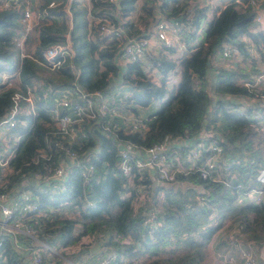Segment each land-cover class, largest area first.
<instances>
[{"label":"trees","instance_id":"1","mask_svg":"<svg viewBox=\"0 0 264 264\" xmlns=\"http://www.w3.org/2000/svg\"><path fill=\"white\" fill-rule=\"evenodd\" d=\"M36 1L42 8L48 0ZM58 1L59 5L56 7L58 10L52 13L54 19L40 20L33 28L31 57L25 56L20 61L19 89L0 86V117L8 110L15 92L24 95L25 86L32 92L36 106L35 114L20 115L25 126L22 128V135L11 160L13 170L17 173L13 172L7 176L6 187L17 184L21 178L20 174L40 170L44 165L53 168L65 161L62 151L54 145L57 129L45 112V108L59 97V90L74 84L88 91L100 90L116 99L120 114L134 112L136 116L133 114L134 118L126 123L121 121V117H115L116 125L110 131L103 128L100 117L83 123L81 129L84 137H76L69 148L78 154L83 152L92 155L94 160L92 178L84 181L79 175L78 168L74 166L70 167L63 180L62 193H44L43 189L37 186L28 187L32 202L38 207H43L46 212L44 216H31L28 221L36 237L47 241L58 240L68 248L80 239H85L86 247L83 248L81 244L80 252L92 256L89 247L96 244L99 252L97 259L104 250L113 251L116 255L113 264H119L122 255L129 252H132L130 255L134 254L138 246L144 245L152 248L153 253L159 252L161 249L157 247L161 246L162 240L170 233L182 234L183 245L189 251L164 259L152 257L145 264H199L206 243L222 222L217 220L201 231L206 221V213L215 210L214 212L221 213L222 217L238 221V223L231 221L232 227L236 228L235 236H239V241L242 238L240 242L244 245L246 241L252 243V248L255 244L258 250L264 243V193L257 203L251 201L236 203L235 199L237 194L245 191L242 185L247 184V180L251 179L250 184L253 183L256 168L264 162V154L262 155L264 147L253 143L254 137L257 139L261 137L259 140L264 138V124L263 131L255 129L254 127H260L261 124L249 113L255 103L264 104V88L246 87L242 82L236 83L232 70L216 66L211 63V59L220 52L223 43L237 47L240 57L248 54L245 52L247 46L240 39L244 35L254 44L260 43L264 48V33L249 31V27L254 23L255 9H264V2L259 4L257 0H226L217 13H211L207 18L205 11L208 6L204 0H138V6L134 5L136 0H118L116 5L104 0H91L92 4L87 8L71 1L69 3L71 25H68V16L61 10L65 0ZM33 2L35 1L32 0L31 3ZM187 6L192 8L189 16L185 9ZM134 7H138L134 22L126 21L121 25L127 37L149 34L155 20L161 16L178 22L177 32L189 51L184 52L177 63L169 56L173 52L172 47L161 44L160 50L146 53L142 61H129L119 65L116 63L115 55L117 41L104 42L88 36L86 13H90L92 17L95 15L94 12H97L96 16L105 14L110 19L118 21L114 11L118 10L120 16H124ZM18 16L17 9L0 10V72L9 71L17 64L18 54L12 39L18 26ZM139 26L141 28H138ZM147 27L149 31L146 33L144 30ZM199 28L202 37L194 48H190L188 44L195 38ZM66 32L74 53L72 66L64 65L58 69H49L38 63L36 60L40 52L53 43L63 42ZM144 60L148 68H155L160 73L158 83L145 78L142 68ZM176 64L179 68V80L175 88L166 89L164 87L166 74ZM210 70L211 75L208 74ZM124 87L132 93L124 91ZM124 92H128L125 98L122 97ZM225 96L228 99L224 98ZM39 98L44 99V105H41L42 100ZM237 98L246 99L247 102L241 103ZM153 100H158V107L144 117H138L135 106L145 107ZM255 110L259 112L261 107L257 106ZM206 118H209L210 122L215 118L219 119L216 129L220 134L218 141L221 147L220 157L223 156L231 169L238 171L240 192H235L232 186L224 187L220 182L202 179L195 170L189 175L179 177L192 179L201 184L203 188L199 187V190L206 194L209 192L206 203H212V207L209 209L199 205L192 198L190 191L176 195L174 190L167 189L160 210L156 212V218L161 223L154 227L146 221L143 222L144 212L150 210V205L139 207L137 211L131 205L130 200L139 189L122 184L124 179L117 166L120 160L117 146L121 142H128L135 146L147 147L175 136L180 137L183 143H192L204 128ZM133 123L136 125L130 132L128 129ZM47 145L52 151L49 158L38 156V161L33 163L36 152L46 153L44 149ZM251 146H255L251 153L242 155L243 151L250 150ZM176 148L183 150L184 146ZM205 155L206 153H202L197 163L203 160ZM217 162H221V159L216 160L215 164ZM148 182L147 178L142 181L144 184ZM125 191L129 193L127 196L124 195ZM154 195H151L152 200ZM61 201H65L63 206L66 209L65 214L47 211ZM234 202L235 209L231 206ZM190 232L199 233V240H194L192 236L188 237L187 234ZM134 241L138 243L135 244ZM239 241L236 245H239ZM9 244L7 237L3 236L0 249L5 255L4 264H22L20 257H17ZM62 252L60 251L57 256V263L49 259L51 262L44 264L64 263L66 258ZM135 260H130L126 264H132Z\"/></svg>","mask_w":264,"mask_h":264},{"label":"built area","instance_id":"2","mask_svg":"<svg viewBox=\"0 0 264 264\" xmlns=\"http://www.w3.org/2000/svg\"><path fill=\"white\" fill-rule=\"evenodd\" d=\"M32 0H0V10L14 8L19 10V16L17 17L18 26L13 33V45L17 50L18 60L16 66L7 71L0 72V86L3 87H16L18 85V71L20 68V61L25 56H30V50H26V40L29 34L33 31L40 20L53 19V11H57L56 7L59 5L58 0H48L46 4L41 8ZM74 0H65L63 10L70 17L69 3ZM87 4L91 3V0H81ZM103 1V0H102ZM108 3L117 4L118 0H104ZM214 0H204L208 6V10L217 13L218 9L213 5ZM89 6V5H87ZM86 6V8H87ZM117 7V6H116ZM118 9V8H116ZM118 11V10H116ZM259 11V12H258ZM260 10L255 9L254 21L259 24ZM118 21L110 19L107 15L101 14L100 16H94L88 25V36L95 38L97 33L98 39L106 41H117V51L115 53L116 63L123 64L129 61H135L145 59L147 49L152 43V40L159 41L163 46L174 47V39L170 33L172 27L174 33H178V22L170 21L161 18L155 20L151 32L144 34L143 36L127 37L122 28V21L117 18ZM177 30L175 31V29ZM63 42L53 43L43 49L40 52L37 62L49 69H58L66 65V67L72 66L73 50L66 32L63 36ZM33 48V45L31 46ZM264 50V49H263ZM223 58H230L239 56V50L237 47L223 43L219 52ZM145 62V60L143 61ZM261 75H256L252 82H243L246 87H253L257 84V87L262 85ZM18 86V87H17ZM26 91L24 95L19 92H15L12 95V100L8 110L0 117V237H7L10 248L16 253L17 257H20L22 264H41L46 259V262L50 261L49 256L65 250L68 248L59 242L60 248L56 251V244L53 240H43L36 237L33 229L28 224L31 216H44L46 214L43 207H38L31 200V192L28 187L37 186V188L43 189L44 193H56L63 191V180L66 178L70 167H77L80 177L87 181V179L93 177L94 173V160L91 156L85 153L78 154L76 151L70 150L69 146L75 142L76 137H84L81 126L84 122L94 120L100 117L102 120V126L109 131L116 125L115 117H121V121L124 117L120 114L118 109L119 103L116 99L109 97L102 93L100 90L88 91L77 85H71L59 90V97L45 108L46 114L52 119L57 134V139L54 141V145L62 151V156L65 158L63 163L57 164L51 168L48 165H44L40 170H32L27 173L20 174V181L14 186L6 187L8 181V175L10 173H17L13 170L11 160L15 155L16 145L22 135V128L25 126V122L20 119L21 114L33 115L35 114V98L28 86H25ZM127 92L122 94V97H126ZM226 99L228 97L225 96ZM243 108V106H241ZM129 113L128 121L130 122L134 118L133 114ZM136 123L132 124V127L128 131H133V127ZM142 126V124H140ZM216 123L210 122L209 118H206L204 128H202L198 134V137L192 143H183L184 141L175 136L168 138L161 143L151 144L150 146H135L128 142H121L118 145L117 153L120 160L117 163L119 172L124 179L123 185L131 188H138L134 197L132 198L131 205L136 209L142 207L140 204L141 195L144 190H148L150 195L149 202L152 204L162 203L164 200V187L170 186L175 180L180 179L179 176H185L188 173L198 171L202 179L208 178L213 182L222 183L225 186L234 187L236 192H240L238 187H241L240 180L235 177L236 169H231L230 165H227L223 156L220 157L221 147L218 144L220 134L216 129ZM259 128V127H256ZM183 145L185 153H179L176 147ZM80 148V146H79ZM42 150V149H38ZM46 153L38 151L35 154L33 163L38 161V156L48 159L49 154L52 153L49 145L44 149ZM193 150V152H191ZM191 152V153H190ZM202 153H206L203 156V160H199ZM174 158V159H173ZM217 162L216 160H220ZM187 163V164H186ZM215 164V165H214ZM228 168V169H227ZM232 173L234 175L232 176ZM149 179L147 184L142 183L143 179ZM151 179H163L158 186L154 185V181ZM239 180V181H238ZM182 181V180H181ZM183 186L187 185V181H182ZM153 185V186H152ZM190 185V184H188ZM177 186V185H176ZM200 188H203L201 185ZM245 189L244 196L251 202L257 203L260 201L264 193V162L260 163L256 168L253 176V183L243 184ZM168 187L167 189H176ZM151 192V193H150ZM240 193V194H241ZM28 194V195H27ZM128 191L124 192L127 196ZM152 194L153 196L152 200ZM162 194L161 199L156 200V195ZM207 198V197H205ZM198 201V199H197ZM199 202V201H198ZM200 203V202H199ZM204 203V202H201ZM65 204V203H64ZM88 204V203H87ZM47 209L48 212H64L66 209L57 206ZM139 205V206H138ZM151 206V205H150ZM135 211V210H134ZM141 211L144 212L143 209ZM158 209H151L148 212H144L143 222L146 221L152 226L160 223L156 217ZM233 233L229 234V243L238 244L239 236H235L236 228H232ZM0 239V243H1ZM128 240V238H126ZM123 242V240H122ZM250 241H246L244 246H239L241 251L239 260L240 264H264V243L259 247L256 253H254ZM1 248V246H0ZM3 250L0 249V264L5 263L3 258ZM5 256V255H4ZM115 254L113 251L104 250L101 257L95 264H113L115 260ZM258 257V259H257ZM119 264H126L128 259L126 255L120 257ZM51 262V261H50Z\"/></svg>","mask_w":264,"mask_h":264},{"label":"rangeland","instance_id":"3","mask_svg":"<svg viewBox=\"0 0 264 264\" xmlns=\"http://www.w3.org/2000/svg\"><path fill=\"white\" fill-rule=\"evenodd\" d=\"M198 1H201V0H198ZM217 1L218 0H214L212 2L213 5ZM74 2L77 3V4H79L80 7H82V6L86 7L87 5L92 4V3L87 4L85 1H81V0H74ZM138 3H139L138 0H136L135 1V5L138 6ZM97 5L100 6V3H98ZM185 9H187V11H188L187 13H188V16H189L190 13L192 12V8L190 6H187V7H185ZM211 13H214V11H212L210 13L208 11L207 14H206V17L209 18L210 15H211ZM263 17L264 16L261 15L260 20ZM253 22L255 23V25H258L259 24L256 21H253ZM258 27H259V25H258ZM263 28H264V26H263ZM176 30H177V28L175 29V31ZM144 31L147 33L149 31V28L147 27ZM32 33L33 32H31L29 34V37L26 40V50L27 51L30 50L31 49V46L33 45ZM170 33L172 34L171 37H172V39H174V44H175V40H179V34L176 33V32L174 33V28L173 27H172ZM201 34L200 33L199 34H196L195 38L198 40V38H200ZM94 36H95V39L96 40H99L98 39V36H97V33H95ZM152 43H153V41H152ZM147 51H148V49H147ZM231 58H233V57H230L229 59H231ZM142 68H143V74H144V76H145L146 79H149L150 81H152L154 83H158L159 82V74L156 71L155 72L152 71L151 68H148L147 64L144 63V62H143ZM38 83L39 82H37V84ZM118 88L121 89L122 87H118ZM123 90L132 93L131 90H126L125 87L123 88ZM39 99H41V98H39ZM41 100H42L41 105H44V103H43V100L44 99H41ZM38 105H40V104H38ZM257 106L261 107V110L259 112H256V110H255V108ZM263 106H264V104H262V103L261 104L255 103V106L253 107V109H250L249 110V113L252 115V117L255 120H257V121L260 122L259 123V124H261V126L259 127V130L260 131H263V129H262L263 126L262 125L264 124V111H263ZM157 107H158V100L151 101L145 107H141V106H138V105L135 106V108L137 110V116L138 117H144L145 115H147V114L151 113L152 111H154ZM130 113H132V112H130ZM132 114H134L136 116V114L134 112ZM210 116H214V115H211L210 114ZM214 122L216 123L217 126L219 125V119H216L215 118ZM254 128L256 129V127H254ZM259 139H257V138L254 137L253 138V143H255V144L258 143L259 146H263L264 147V138H262L261 140H259ZM254 147L251 146V149L250 150L243 151L242 155H248V153H251V151L253 150ZM178 152L179 153H183V152L185 153V148H183V150H180L179 149ZM191 152H193V150ZM263 154H264V152L262 153V155ZM263 158H264V156H263ZM188 175H189V173H188ZM233 175H234V173H232V176ZM238 175H239L238 174V171H236L235 177L237 179H239L238 178ZM151 180L154 181L153 184L154 185H157L158 188H161V186H158L160 184V182L164 181L163 179H161V180L151 179ZM181 180L182 181H185V182L187 181L188 182L187 185L186 186H183L182 185L183 182ZM246 183L248 185H250L251 179L250 180H247ZM188 184H190V185H188ZM169 185L170 186H168V187H171V188L177 187L175 190L172 189V190H174V192H175L176 195H180V194H183V193H186V192L190 191L191 194H192V198L194 200H196V201L198 199V201L200 202L199 203L197 201V203L199 205L204 206L205 208H209V209L212 207V203H206L207 198H205V197H208L207 195H208L209 192L207 194H206V192H200L199 186L201 184L200 185L197 184L196 182L192 181V179H190V180H186V178H184V179H177L172 184H169ZM168 187H164V189L167 190ZM205 189H207V188L205 187ZM57 193H62V191L60 190ZM139 197L141 198V202H140L139 205L144 206V207H146L148 205H151V206H149V207H151V209L153 208V209L160 210V208H159V207H161L160 206V203H158L157 201L154 204H152V203L149 202L150 195L148 194V190H144V192H142L141 195H139ZM161 197H162V194H160V195L157 194L156 195V200L159 201L161 199ZM201 202H204V203H201ZM235 202L236 203L237 202H239V203H242V202H250V200L247 199L244 196L243 193H241L240 195L239 194L236 195ZM235 202L233 204H231V206L233 207V209H235L234 208L235 207L234 205H236ZM64 203H65V201H61V202L58 203L57 206L58 207H61L62 205H64ZM214 211L215 210H212V211L210 210V211H208L206 213V216H205L206 221H205V224L203 223L204 225H202L201 231L203 230V228H205V226L214 224L217 220H222V222H221L220 227L214 232V234L212 235V237L210 238V240L208 241V243H206V246H205V249H204V254H203L202 260L200 261L199 264H240L239 257H240L241 251L239 249V246H244V243L243 242H240L242 240V238L239 241V245H236V244L231 243V242L229 243V241H228L229 234L230 233H233V231H234L232 229L233 228L232 227L233 225L231 224V221H233L234 219L231 220L230 217H222L221 213H215ZM72 217H73V214H72ZM160 223H161V221H160ZM234 223H238V221H235ZM159 224H156V226L159 225ZM174 231L175 230H172V232H174ZM187 235H188V237L189 236H192V238L194 240H199V233L190 232ZM183 238H184V235H182V234L176 235V234L170 233L167 237H165L162 240L161 246L159 245V247H157L158 249L159 248L161 249V250H159V252L158 251L157 252L154 251L155 253H153L152 252V248L145 247L144 245H142L143 247L138 246V250L139 251L136 250L134 252L135 255L134 254L130 255L132 252H129L128 253V251H127L128 254L126 255V259H128V261H130V258L136 259L135 262H133L132 264H145V263L149 262L152 257H154V258L155 257L156 258L157 257H160V259H164L166 257H169V258L170 257H174L175 255H177L179 253H185V252H187L189 250H187V247L185 245H183ZM85 242H86L85 239H80L79 241H77L73 245H71L69 248H67L66 249V252H64L65 250H60V251H63L62 254L66 258V260L62 264H65V262H67V264H88L87 261H86V259L91 258V256L87 255L86 253L80 252V249H79L81 244L83 245V248L86 247V245H85L86 243ZM134 243L137 244L138 241H134ZM54 244H56V251H57L60 248V245L61 244L58 242V240H55ZM139 244H140V242H139ZM131 245H133V244H131ZM92 246L93 245H91L90 247H92ZM100 246H105V245H100ZM253 246H254L253 247L254 248L253 251H256L257 250L256 249L257 247H255L256 245L254 244ZM139 247L140 248H143V249L140 250ZM60 251L57 252V253H54V254L50 255L49 256V259H53V261H56L55 263H57L58 262L57 256L60 254ZM155 254H157V255H155ZM3 258L5 259L4 254H3ZM94 259H95V261H93V262H91L89 264H95L98 259L97 258H94ZM134 259H132V260H134ZM257 259H258V257H257ZM80 260L83 261V263H79L78 261H80ZM43 262H46V259ZM59 263H61V261H59ZM159 264H162V263H159ZM253 264H257V262H253Z\"/></svg>","mask_w":264,"mask_h":264},{"label":"crops","instance_id":"4","mask_svg":"<svg viewBox=\"0 0 264 264\" xmlns=\"http://www.w3.org/2000/svg\"><path fill=\"white\" fill-rule=\"evenodd\" d=\"M226 0H218L217 2H215L214 6H216L218 9L220 7H222V5L225 3ZM259 1L258 3H263L264 0H257ZM135 5V4H134ZM94 11H97V9H93ZM209 11L212 12L210 9L207 11H205V13L207 14V12ZM88 12V10H87ZM93 12V11H92ZM96 16L97 12H94ZM116 18H119L123 23L124 22H134L136 15L138 13V7H134L128 14L124 15V16H120L119 11H114ZM260 13L262 14V16H264V9H260ZM213 14V13H212ZM68 16V15H67ZM93 16V17H94ZM86 20H87V25H89V23L92 20V15L90 13H86L85 14ZM54 19V18H53ZM60 19V18H59ZM58 19V20H59ZM71 12H70V17L68 16L67 19V24L71 25ZM253 25L249 27V31H260L264 33V17L262 18V22L259 25H255V23H252ZM134 25V23H133ZM138 28H141L140 26ZM203 29V27H202ZM125 33V32H124ZM201 34V28H199L196 32V34ZM200 36V35H199ZM202 37V34L200 36V38H198V40L196 38H194L189 44L188 46H190V48H194L197 43L200 41ZM181 37L179 35V40H175V46L172 47L173 52L172 54H169V56L172 58V60H175V63H177L176 61L178 60V58L183 55V53H187V51H189V48L186 47V45L181 41ZM241 40H243V42L245 43V45L247 46L245 49V52H247L248 54L244 55V56H235L231 59H226L220 56L219 53H217L215 56H213V58L211 59V63L215 64L216 66L225 69V70H232L234 72V74L232 75L235 79L236 83H240L245 81L248 82L249 80H251V82L254 80V77L256 75H261L262 77V85L260 87H257V84L253 86V88H264V48H262V45L259 43L258 45L254 44L252 42V40H250L246 35L241 36L240 37ZM153 43H150L149 47H148V52L151 53H155L156 51L160 50V46L161 43H159V41L156 40H152ZM126 63V62H125ZM123 63V64H125ZM121 65V64H120ZM152 71H156L159 74L160 77V73L155 69V68H151ZM254 72H253V71ZM208 74H212V71L210 70L208 72ZM179 80V68L177 66V64L174 66L173 69H171L165 77L164 80V87L167 89L169 88H175L177 82ZM227 97V96H226ZM238 101H240L241 103H245L247 102L246 99L243 98H237ZM249 102H252L251 100H249ZM121 115L124 117L125 122L128 121V117H129V113H125ZM90 254L93 253V255L91 256V258L86 259L87 263H91L93 261H95L94 258H97L98 255V248L94 251V252H89ZM256 253V252H254ZM133 258H130V260H132ZM79 263H83V261H78ZM65 264H67V262H65Z\"/></svg>","mask_w":264,"mask_h":264},{"label":"water","instance_id":"5","mask_svg":"<svg viewBox=\"0 0 264 264\" xmlns=\"http://www.w3.org/2000/svg\"><path fill=\"white\" fill-rule=\"evenodd\" d=\"M97 249V245L94 244L92 247L89 248V252H94Z\"/></svg>","mask_w":264,"mask_h":264},{"label":"clouds","instance_id":"6","mask_svg":"<svg viewBox=\"0 0 264 264\" xmlns=\"http://www.w3.org/2000/svg\"><path fill=\"white\" fill-rule=\"evenodd\" d=\"M218 9V8H217ZM98 248V247H97Z\"/></svg>","mask_w":264,"mask_h":264}]
</instances>
